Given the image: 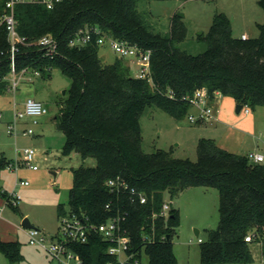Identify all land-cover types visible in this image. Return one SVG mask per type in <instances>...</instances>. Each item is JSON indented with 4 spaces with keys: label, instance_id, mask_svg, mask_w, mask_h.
I'll return each instance as SVG.
<instances>
[{
    "label": "trees",
    "instance_id": "trees-1",
    "mask_svg": "<svg viewBox=\"0 0 264 264\" xmlns=\"http://www.w3.org/2000/svg\"><path fill=\"white\" fill-rule=\"evenodd\" d=\"M139 1L63 0L53 9L36 3L15 7L18 30L28 40L16 55V71L40 69L42 76L58 67L71 79L70 93L56 120L66 136L62 153L76 152L84 161L96 162L72 169L70 211L88 216L94 225L125 216L123 225L135 256L145 251L150 264H177L171 238L178 212L172 208L168 218L153 215L160 212L166 193L173 199L192 187H216L220 220L200 242L201 264L251 263L255 242L245 237L255 233V241L264 242V162L251 163L248 155L223 148L211 138L199 139L197 161L176 158L165 149L147 153L140 118L144 108L154 104L182 119L193 106L191 97L201 89L211 100L220 93L253 109L264 106V23L259 25V37L238 38L230 18L218 12L208 34L201 37L208 48L193 55L177 46L187 36L183 18L174 14L170 31L164 34L156 29L151 14L139 9ZM6 2L0 0V19ZM259 3L264 10V0ZM85 27H98L102 34L151 49L152 79L132 76L124 58L103 63L97 34L87 45L70 46V39ZM46 34L59 43V53L53 57L37 45ZM11 54L6 26L0 24V95L11 89ZM9 163L6 157L0 159V167ZM117 178L143 192L147 202L110 189L107 182ZM0 195H4L1 187ZM66 212V203H60L58 216ZM69 246L84 264L116 260L108 252L110 242L96 232L90 233L88 242ZM0 250L11 261L23 258L18 240L0 238Z\"/></svg>",
    "mask_w": 264,
    "mask_h": 264
},
{
    "label": "rangeland",
    "instance_id": "rangeland-1",
    "mask_svg": "<svg viewBox=\"0 0 264 264\" xmlns=\"http://www.w3.org/2000/svg\"><path fill=\"white\" fill-rule=\"evenodd\" d=\"M259 1L140 0L139 9L149 12L151 20L160 26L164 34L170 31L172 15L185 14L183 20L187 27V36L177 46L197 55L208 48L207 42L201 37L208 34L218 12H224L230 18L235 37L241 38L243 33L249 38L259 37L261 33L259 25L264 23V10ZM99 52L105 64L112 63L119 57L108 44L100 45ZM130 67L131 75L136 77L138 66L130 62ZM34 78V81L22 78L15 93L9 90L6 94L0 95V112L4 114L3 122L0 124V159L6 157L10 163L16 162L19 150L29 147L37 150L38 165V170L22 166L18 174L9 169L8 165L0 167V187L4 192V195H0V206L3 207L0 238L5 241H10L4 238L8 233L25 230L22 226L25 218L42 230L47 237L56 239L60 235L61 226L58 205L66 203V208H69V191L74 183L72 169L81 165L93 166L96 163L93 158L84 161L76 152H72L70 156L62 153L66 136L57 126L56 120L70 93L71 79L58 67L53 68L50 73ZM28 97L44 102L49 111L37 118L38 124H34L33 118L30 117L19 119L18 124L22 123L24 129L31 128L34 134L23 135V128L18 125L16 139L8 132L5 122L13 118L14 111L25 110L24 100ZM218 99L220 120L208 123L190 121L189 115L198 113L195 106L191 107L187 116L177 119L157 105H147L140 118L144 151L152 153L158 149H165L176 158L197 161L199 139L211 138L234 153L264 154V106L250 108L251 113L246 115L243 111L239 113L236 111L237 103L231 97L217 96V101ZM249 159L251 163H256ZM17 176L29 184L15 186ZM13 192L20 196L17 205L7 204V196ZM164 202H170V206L178 212L171 238L177 264H201L198 238L207 240L208 231L216 229L219 225V190L216 187H192L173 199L166 193ZM196 230H199V236L196 235ZM21 243L23 247L28 246L23 239ZM252 251L253 262L226 264H264L261 261V246L253 244ZM22 254L24 256L22 259L11 261L0 250V264H64L59 258L41 248L31 247L26 253L22 251ZM139 260L140 264H150L149 255L145 251Z\"/></svg>",
    "mask_w": 264,
    "mask_h": 264
},
{
    "label": "built area",
    "instance_id": "built-area-1",
    "mask_svg": "<svg viewBox=\"0 0 264 264\" xmlns=\"http://www.w3.org/2000/svg\"><path fill=\"white\" fill-rule=\"evenodd\" d=\"M63 0H7L6 12L0 19V24H5L8 39L11 44V58H12V77H11V89L16 92L19 82L22 78L28 81H34V77L41 76L40 69L29 70L27 68L22 69L20 72L16 71V55L20 50L21 45H27L28 40L25 36H22L18 30V22L15 17V7L18 4L36 3L45 5L49 9H53L59 2ZM99 45L108 44L120 58H129L132 63L138 66L136 77L142 79H152V68H151V49H144L139 45L132 44L126 40H120L113 36L102 34L98 27L81 28L74 37L70 39V46H84L94 40ZM243 39H248L246 34L242 35ZM37 45L39 48L44 50V53L48 57H53L59 53V43L57 39L51 35L46 34L42 36L38 41ZM216 96H222L220 93H216ZM213 100L210 99V95L205 89H201L195 92L191 97L192 105L198 108V113L190 114L189 119L191 122L197 123H208L218 121V107L215 105ZM48 108L44 102L34 98L28 97L25 100V110L14 111L13 118L10 121L5 122L6 128L9 133L17 138L19 131L18 120L25 117L33 118V123L38 124L37 118L48 113ZM246 115L251 113L249 106H243L242 110ZM4 114L0 112V124L3 122ZM23 135H32L34 131L29 129L23 130ZM249 158L254 160L256 163L264 162V154L261 152H250ZM37 150L35 148H23L19 150L18 158L16 162L9 163L8 167L12 171L18 174L20 167L25 166L32 170H38L36 163ZM29 182L23 179H19L17 176L15 186L28 185ZM107 186L112 190H123L129 192L131 199L135 201L138 199L140 203H146L147 197L143 192L138 191L135 187H131L130 184L123 178L112 179L107 182ZM20 196L13 192L10 195L7 204L17 205ZM109 208V205H107ZM172 207L170 202H164L160 212L155 213L153 216H161L168 218L171 214ZM3 214V207L0 206V218ZM60 235L56 239H50L46 234L38 228H25L28 236V241L31 245L37 246L43 250H46L59 258L64 264H84L81 256L70 248L72 243H86L89 241L90 233L96 232L100 234L105 240L110 242L108 252L115 255L116 260L109 264H140V260L134 255L132 251V238L129 230L124 227L123 221L125 216H118L109 219L107 222L99 225L90 223L88 216H77L67 209L65 215L60 217ZM255 233H249L245 240L247 242H255L261 246V261L264 262V242L263 240L255 241ZM149 241H153L151 237ZM199 242H202V238H198ZM125 256V257H123Z\"/></svg>",
    "mask_w": 264,
    "mask_h": 264
},
{
    "label": "crops",
    "instance_id": "crops-1",
    "mask_svg": "<svg viewBox=\"0 0 264 264\" xmlns=\"http://www.w3.org/2000/svg\"><path fill=\"white\" fill-rule=\"evenodd\" d=\"M176 14V13H175ZM174 15H172V17H173ZM172 17H171V19H172ZM171 19H170V27H171ZM156 29L158 30V31H160V32H162V30L160 29V26L158 25V24H156ZM163 33V32H162ZM243 34H246V33H243ZM242 34V35H243ZM247 35V34H246ZM248 36V35H247ZM242 37V36H241ZM125 61L126 62H128V64L130 65V62L132 63V61H131V59H125ZM219 97V96H218ZM220 97H222V96H220ZM27 99V98H26ZM25 99V100H26ZM25 100H24V102H25ZM214 103H215V105L218 107V117H219V120H220V103H219V99H218V101H217V96L215 97V100L213 101ZM11 119H8L7 121H10ZM19 126H23V124L22 123H19ZM23 128V130H24V127H22ZM17 139V138H16ZM21 186H24V185H21ZM27 186V185H26ZM1 234V233H0ZM9 236V237H8ZM4 238H6V239H10V241H20V243H21V239H23L25 242H26V244L28 245V246H24L23 247V244L21 243V249H22V251L23 252H27V250L29 249V248H31V247H33V248H39V247H37V246H33V245H31L30 243H29V241H28V236H27V233H26V231L24 230V231H16L15 230V232H11V233H8V235H7V237H4ZM31 246V247H30ZM24 257V256H23Z\"/></svg>",
    "mask_w": 264,
    "mask_h": 264
},
{
    "label": "water",
    "instance_id": "water-1",
    "mask_svg": "<svg viewBox=\"0 0 264 264\" xmlns=\"http://www.w3.org/2000/svg\"><path fill=\"white\" fill-rule=\"evenodd\" d=\"M177 15L180 16V17H182V18L185 16V14H183V13H178ZM242 108H243V105H242V104H236V111H237L238 113L241 112ZM55 176H57V174H55ZM22 226H23L24 228H37L34 224H32V223L30 222V220H29L28 218H25V219L23 220V222H22ZM196 235L199 236V230H196ZM169 238H170V236H168V239H169Z\"/></svg>",
    "mask_w": 264,
    "mask_h": 264
}]
</instances>
